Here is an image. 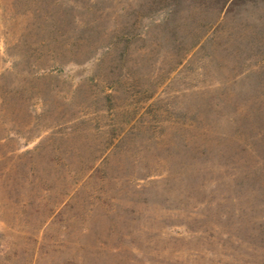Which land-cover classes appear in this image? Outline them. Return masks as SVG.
Segmentation results:
<instances>
[{"label": "rangeland", "instance_id": "1", "mask_svg": "<svg viewBox=\"0 0 264 264\" xmlns=\"http://www.w3.org/2000/svg\"><path fill=\"white\" fill-rule=\"evenodd\" d=\"M156 1L0 0V264H264V0Z\"/></svg>", "mask_w": 264, "mask_h": 264}, {"label": "trees", "instance_id": "2", "mask_svg": "<svg viewBox=\"0 0 264 264\" xmlns=\"http://www.w3.org/2000/svg\"><path fill=\"white\" fill-rule=\"evenodd\" d=\"M164 0H157L155 3L156 4H158V2H159V4L160 3H162ZM226 1H228V0H224L223 2H222V4H221V8H224L225 7V3H226ZM243 1H245V0H230L229 1V5L228 6H232V5H236V4H240V3H243ZM148 3L147 2H142V3H140V7H142L143 8V10H145V9H149V10H151L152 11V5H147ZM175 4H177V0H173V2H170L169 4H166V5H164L163 6V12H162V14L160 15V17H158V18H153L152 19V17H151V15L150 14H152V13H148L149 14V22L147 23V24H143V25H141V27L143 28V30H145V29H147V27H148V25L149 24H152V22H160V23H163V24H166V23H168L170 20H171V18L173 17V15H174V7H175ZM227 9H229V7L227 8ZM226 9V10H227ZM141 12V11H140ZM160 18V19H159Z\"/></svg>", "mask_w": 264, "mask_h": 264}]
</instances>
